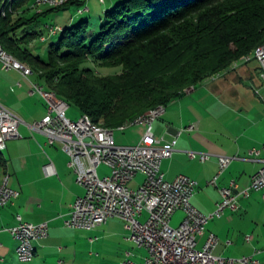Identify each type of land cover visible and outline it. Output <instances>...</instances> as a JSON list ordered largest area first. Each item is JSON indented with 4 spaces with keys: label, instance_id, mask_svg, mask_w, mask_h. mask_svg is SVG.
I'll use <instances>...</instances> for the list:
<instances>
[{
    "label": "crops",
    "instance_id": "1",
    "mask_svg": "<svg viewBox=\"0 0 264 264\" xmlns=\"http://www.w3.org/2000/svg\"><path fill=\"white\" fill-rule=\"evenodd\" d=\"M88 2L91 0L87 1L90 12ZM114 2L100 0L106 8ZM259 73L256 62L223 72L188 90L167 106L153 124L157 138L177 140L176 151L163 162L162 172L170 182L179 175L195 180L198 186L192 202L204 214L216 210L222 199L221 189L230 187L232 181L237 182L239 191L249 188L252 177L264 165V83ZM33 82V77L26 78L16 70L5 71L0 64V103L23 121L19 127L21 137L7 142L2 156L7 165L0 167V185L4 174H8L9 186L20 192L19 198L0 210V264H28L19 261L18 241L8 231L18 224V216L28 223L49 224V236L35 241V259L29 264H122L126 260L144 264L149 252L129 240L130 231L121 218L112 217L93 231L66 226L75 201L85 195V189L78 184L77 173L62 144L48 145L45 134L31 129L47 114L44 98L32 93ZM192 125L196 128L188 131ZM140 127L133 142L116 143L137 145L146 132L145 126ZM191 151L209 154L211 158L205 162L192 159ZM220 156L233 157L234 161L219 176L217 184L210 185L219 173ZM48 165L53 174H48ZM101 169L104 173L110 171L106 166ZM144 182L145 176L138 174L128 187L138 190ZM238 202V211H228L208 224L205 234L198 238V247L212 232L219 238L216 256L240 259L260 251L256 258L264 264L263 193L252 191L249 197H239ZM146 218L144 213L142 220ZM184 219L185 213L179 211L171 225L179 227Z\"/></svg>",
    "mask_w": 264,
    "mask_h": 264
},
{
    "label": "trees",
    "instance_id": "2",
    "mask_svg": "<svg viewBox=\"0 0 264 264\" xmlns=\"http://www.w3.org/2000/svg\"><path fill=\"white\" fill-rule=\"evenodd\" d=\"M87 1L43 10L36 0H5L0 44L29 61L48 91L108 129L169 106L264 44V0H125L97 26L83 20L53 34L56 26L42 22L70 6L88 11ZM19 13L31 15L14 19ZM40 23L42 29L26 31ZM105 69L120 72L100 73ZM6 165L0 155V167Z\"/></svg>",
    "mask_w": 264,
    "mask_h": 264
},
{
    "label": "built area",
    "instance_id": "3",
    "mask_svg": "<svg viewBox=\"0 0 264 264\" xmlns=\"http://www.w3.org/2000/svg\"><path fill=\"white\" fill-rule=\"evenodd\" d=\"M63 7L55 5V9ZM86 9L81 8L78 14H83ZM58 30L51 28L53 34ZM253 61L261 66L260 79L264 83V53L257 52L255 59H249L245 65ZM0 64L3 70H16L26 77L23 70L3 57L2 52ZM32 87V93L40 94L46 101L47 114L41 121L31 125V129L45 134L48 145L57 142L62 144L63 151L70 157V166L77 173L78 184L85 189V195L79 197L72 207L70 218L66 221L68 228L93 231L112 217L121 218L130 231L129 240L149 252L144 264H259L256 256L260 251L240 259L224 258L214 253L219 244L216 234L210 232L201 248L198 247V238L205 234L212 220L221 218L228 211H238L239 197H249L252 191L262 192L264 197V165L252 177L249 188L239 191L237 182L232 181L230 187L221 189L222 199L216 210L204 214L192 202L198 183L186 175H179L170 182L162 172L163 162L172 158L177 146L176 139L166 141L153 133V124L166 109L143 122L120 129L126 131L140 125L146 127V132L137 145L119 146L115 140V130H94L85 124L82 117L72 120L68 116L69 105L54 100L34 82ZM256 92L259 94L258 90ZM22 122L17 113L0 103V145L7 148L9 140L21 137L19 127ZM195 128L196 125H192L187 130ZM253 153L260 154L258 151ZM189 155L202 162L211 158L209 154L193 151ZM233 161V157L220 156L219 173L209 184L216 185L219 176ZM101 166H106L110 174L101 177ZM47 171L53 174L51 165L47 166ZM138 174L145 176V182L138 190H132L128 185ZM19 196V191L12 189L9 183L4 184L0 192V210ZM179 211L185 213V219L175 228L171 221ZM144 213H147V218L142 220ZM17 219L18 224L8 230L13 237L22 229H30L39 240L49 236L48 223H28L21 216ZM247 240L251 241L252 237L248 236ZM27 251L23 243V250L18 255L21 263L33 261L27 259ZM122 264L138 263L128 260Z\"/></svg>",
    "mask_w": 264,
    "mask_h": 264
},
{
    "label": "rangeland",
    "instance_id": "4",
    "mask_svg": "<svg viewBox=\"0 0 264 264\" xmlns=\"http://www.w3.org/2000/svg\"><path fill=\"white\" fill-rule=\"evenodd\" d=\"M5 0H0V9H1V6L3 4ZM123 1L125 0H115L114 4L109 7V8H106L105 5H102L100 3V0H91V2L89 4V6L91 7V11L88 12L86 11V13H83V14H78L77 12V9L73 6H70V7H67V8H64L63 10H58V11H54V12H51L46 18H43L42 19V22L43 23H49V24H53L56 26V28H59V29H62L64 27H69V26H75V25H78L80 22H82L83 20H89L92 22L93 25L97 26V24L101 23V21H105V18H106V13H107V9H109L110 11L114 10L120 3H122ZM49 7L47 6H42L41 9H47ZM85 14V15H84ZM31 14H23V13H19L17 15H15L14 19H19L20 17H29ZM72 18L74 20H72ZM44 26L42 23L38 24L35 27H27L26 28V31L27 32H35V31H38L40 29H42ZM25 31V28H22L20 30H18L16 32L17 36H22L23 33ZM91 31H95L93 28H91ZM48 34H50L49 30H48ZM60 35V33L58 34V36ZM57 37V36H56ZM38 45V40L37 41H34L32 42L31 44V49H35ZM21 52L19 51H16L14 53V55L16 57L19 58ZM24 62L30 66V63L29 61L27 60H24ZM233 68H235V64L233 66ZM120 72L119 69H114V70H100V73L104 74V75H107V74H114V73H118ZM33 80H34V83L36 84H39L41 87L44 88V90H48L47 89V83L45 81H42L41 78H40V73H36L35 76H33ZM190 90V89H189ZM188 91V90H187ZM70 106V105H69ZM68 116L69 118H71L72 120L76 121V120H79L83 115L81 113V111L75 107V106H70L69 108V111H68ZM141 128L140 125L139 126H132L129 128V130L127 131H122L119 129H117L115 131V139L117 141V143L119 144H130L131 142H133L136 138V132L137 130ZM0 155L3 156L4 155V152H0ZM104 169H101L99 171V174L101 177H104L105 175H109L110 174V171H106L107 173H104ZM178 225H176L175 223H173V227H177ZM19 244V242H18ZM128 261V260H126ZM125 261V262H126Z\"/></svg>",
    "mask_w": 264,
    "mask_h": 264
},
{
    "label": "bare ground",
    "instance_id": "5",
    "mask_svg": "<svg viewBox=\"0 0 264 264\" xmlns=\"http://www.w3.org/2000/svg\"><path fill=\"white\" fill-rule=\"evenodd\" d=\"M69 1H71V0H45V1H36V6L38 8H41L42 6H47V7H50V8H55V5L65 6ZM86 11H87V9L83 13H86ZM0 52H2L3 57H5L8 61H12L14 63V66L15 67H19L20 70H23V72L25 73V75H26L27 78L30 79L31 77H33V75H34L33 70L30 67L26 66L25 64H23V63L19 62L18 60H16L12 55L8 54L3 49V47H2L1 44H0ZM257 52L258 53H264V44H262L261 46H259L254 51V53L242 57L238 62L235 63V67H238V66H240L242 64H247V61L249 59H255V56H256V53ZM214 78H216V76L212 77L211 79H214ZM38 88L42 89L43 91H46L39 84H38ZM47 92H48V94L54 100L63 101L62 99H60L57 96V94L55 92L48 91V90H47ZM63 103L66 104V105H68L65 101H63ZM165 109H166V107H158V108L150 111L149 113H147V114L139 117L134 122L129 123L127 125H134L136 123L143 122V121H145L146 119H148L150 117H154L155 114H159L161 110H165ZM82 118L84 119L85 124H87L88 126L94 128V130H97V131H109V130H113V129L105 128L101 124L94 123L91 120V118L88 117V116H86V115L85 116H82ZM127 125L121 127L120 129H125V127ZM5 149H6V147H3L2 145H0V152H3ZM2 180H3V182L0 185V192H2L3 185L9 183V181H10V175L4 174V178ZM14 238L19 242L18 255H19V252L23 250V243H24L25 244V247L28 248V251H27V259L34 261L35 255H36V248H35V244L34 243H35V241L39 240L38 236L37 235H33L32 234V231H30V229H22V231H17V234H16V236ZM33 261H29L28 264L29 263H32Z\"/></svg>",
    "mask_w": 264,
    "mask_h": 264
}]
</instances>
